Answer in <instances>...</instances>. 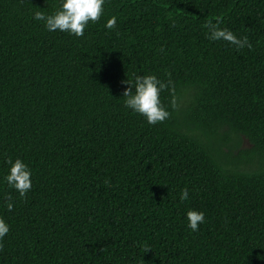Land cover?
Instances as JSON below:
<instances>
[{
	"label": "trees",
	"instance_id": "trees-1",
	"mask_svg": "<svg viewBox=\"0 0 264 264\" xmlns=\"http://www.w3.org/2000/svg\"><path fill=\"white\" fill-rule=\"evenodd\" d=\"M61 2L0 0V264H264V0H105L81 37L34 19ZM137 75L173 81L170 118L125 106Z\"/></svg>",
	"mask_w": 264,
	"mask_h": 264
},
{
	"label": "clouds",
	"instance_id": "clouds-1",
	"mask_svg": "<svg viewBox=\"0 0 264 264\" xmlns=\"http://www.w3.org/2000/svg\"><path fill=\"white\" fill-rule=\"evenodd\" d=\"M105 0H62L60 8L51 15H45L43 12H36L34 19L43 21L48 31L68 32L76 37L84 35V30L88 24L96 23L104 14ZM221 21L219 18L216 23L208 21L204 27L208 29V39L212 41H225L234 45L236 50L247 47L252 49L247 36L238 38L232 31L227 28H220ZM108 29L116 27V17L109 18L105 25ZM163 51V49H161ZM170 76V74H168ZM128 85L122 96L126 99L125 106L133 112L143 116L150 125L162 123L170 118L171 113L164 107L160 96L162 91H169L171 96L170 106L175 109L177 107V98L175 95V85L171 79L167 82L161 81L154 75H137L134 85L124 81ZM134 89V91H133ZM9 165V173L5 180L9 187L15 189L21 198L26 197L27 192L31 190V171L27 165L20 159L12 161L9 158L6 161ZM105 181V184H108ZM188 199V189H182L180 200ZM6 207L9 211L13 210L12 197H6ZM188 228L193 232L198 231L199 225L204 223V213L196 210H189L186 213ZM9 232V227L5 221L0 218V241ZM3 250V244L0 243V251ZM144 253L151 251L147 245L144 246Z\"/></svg>",
	"mask_w": 264,
	"mask_h": 264
},
{
	"label": "rangeland",
	"instance_id": "rangeland-1",
	"mask_svg": "<svg viewBox=\"0 0 264 264\" xmlns=\"http://www.w3.org/2000/svg\"><path fill=\"white\" fill-rule=\"evenodd\" d=\"M249 147V144L247 143L246 140H242L240 142V148H248Z\"/></svg>",
	"mask_w": 264,
	"mask_h": 264
}]
</instances>
